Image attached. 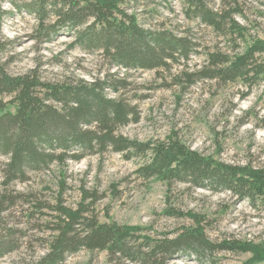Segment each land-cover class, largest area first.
Returning a JSON list of instances; mask_svg holds the SVG:
<instances>
[{"label":"rangeland","instance_id":"1","mask_svg":"<svg viewBox=\"0 0 264 264\" xmlns=\"http://www.w3.org/2000/svg\"><path fill=\"white\" fill-rule=\"evenodd\" d=\"M28 1L0 0V43L10 74L37 68L49 82H91L109 72L126 74L111 66L100 51L72 48L74 38L67 32L50 43L37 44L32 40L37 19L24 10ZM206 1L215 11L224 9L221 0ZM236 4L239 12L233 17L246 29L245 43L189 18L184 0L125 1L123 7L143 27L187 35L196 52L167 70L127 72L128 86L117 97L136 108L139 120L121 128L123 136L140 142L175 136L218 162L264 168V76L248 88L240 81L224 84L196 75L204 68L207 54L220 51L234 56L244 51L246 43L264 40V0H236ZM108 95L116 97L112 92ZM6 162V157L0 159V241L12 242L16 249L0 257V264H29L46 255L57 236L53 229L59 224L58 208L77 210L81 205L88 207L86 215L94 214L102 224L140 227L156 238L193 225L187 217L169 216L167 211L173 209L205 218L206 234L213 242L264 241V202L238 201L229 192L212 193L187 184L144 180L136 174L146 162L143 157L126 160L110 151L69 162L65 169L53 166L47 172L30 173L25 182L8 186L1 175ZM251 257L220 252L199 260L183 254L170 264H244ZM61 264L112 263L106 252L81 250Z\"/></svg>","mask_w":264,"mask_h":264},{"label":"trees","instance_id":"2","mask_svg":"<svg viewBox=\"0 0 264 264\" xmlns=\"http://www.w3.org/2000/svg\"><path fill=\"white\" fill-rule=\"evenodd\" d=\"M125 1L29 0L24 4V10L38 22L32 35L37 44L50 43L67 32L74 38L72 48L100 51L111 66L126 74L109 72L91 82L45 81L37 68L12 75L0 43V159L7 158L1 171L4 185L25 182L30 173L47 172L53 166L65 169L69 162L111 151L126 160L145 158L136 171L144 180L187 184L212 193L229 192L238 201L264 202V168L218 162L191 150L175 136L140 142L120 133L121 128L139 120L136 108L117 97L128 86L127 72L167 70L196 52V44L187 35L143 27L123 7ZM221 2L224 9L219 12L206 0H184L189 18L218 33L236 35L245 43L246 29L233 17L239 12L236 0ZM246 44L234 56L220 51L207 54L204 68L196 75L224 84L240 81L252 88L264 76V40ZM58 212L59 224L53 229L57 236L49 252L29 264H61L81 250L106 252L112 264H170L183 254L203 260L220 252L250 254L244 264H264V241L213 242L206 234L205 218L190 212L168 210L169 216L187 217L193 225L160 238L145 234L140 227L102 224L94 214L86 215L89 209L85 205L77 210L59 207ZM15 249L12 242L0 241L1 258Z\"/></svg>","mask_w":264,"mask_h":264}]
</instances>
